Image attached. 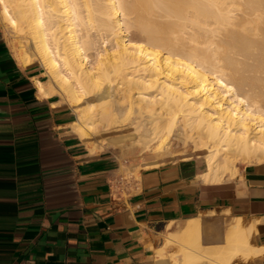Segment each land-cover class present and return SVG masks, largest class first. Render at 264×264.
Returning <instances> with one entry per match:
<instances>
[{"label": "bare ground", "instance_id": "obj_1", "mask_svg": "<svg viewBox=\"0 0 264 264\" xmlns=\"http://www.w3.org/2000/svg\"><path fill=\"white\" fill-rule=\"evenodd\" d=\"M0 13L22 38L18 60L46 74L40 93L79 106L82 133L128 123L115 106L128 98L168 116L150 132L159 148L180 121L193 153L204 152V181L264 161V0H0ZM207 227L206 217L190 220L181 238L197 245L184 258L233 264L264 250L242 217L219 239H204Z\"/></svg>", "mask_w": 264, "mask_h": 264}, {"label": "crops", "instance_id": "obj_2", "mask_svg": "<svg viewBox=\"0 0 264 264\" xmlns=\"http://www.w3.org/2000/svg\"><path fill=\"white\" fill-rule=\"evenodd\" d=\"M36 78L46 74L18 60L0 13V264H212L184 258L197 217L204 239L253 222L264 248V161L221 182L192 158L145 165L97 134L111 129L82 133L79 106L42 95ZM233 264H264V250Z\"/></svg>", "mask_w": 264, "mask_h": 264}, {"label": "rangeland", "instance_id": "obj_3", "mask_svg": "<svg viewBox=\"0 0 264 264\" xmlns=\"http://www.w3.org/2000/svg\"><path fill=\"white\" fill-rule=\"evenodd\" d=\"M5 30L8 35V38L12 44V46H19L22 38L15 34V31L7 26L5 23ZM14 36V37H13ZM18 42V44H17ZM118 92V91H117ZM117 96H120V93H116ZM138 103V104H136ZM131 109V105L129 99L122 98L119 101L115 102V106L124 115V117H128L126 124L122 125L117 129H111L110 131L106 132H99V135H108L110 139L114 140L118 145H124L127 147L131 153L135 154L136 156L140 157L141 163L147 165L154 162L160 163L162 162H171L173 160L179 161L182 160L183 154L192 153L193 160H196L200 166V160L203 159V153H193V146L194 142L191 138H185V132L183 126L181 125L180 121L177 123L174 133L167 139L166 143L163 144L162 147L159 148L156 142L158 143V139L150 140L151 139V129L153 128V124L155 121V116L158 114H162V110L159 108V104H151L149 106H140L141 103L136 102ZM158 106V107H157ZM142 107V108H141ZM149 108V110L147 109ZM131 109V111H130ZM151 110V111H150ZM154 113V114H153ZM167 115L162 114L160 116L161 120L165 122ZM168 117V116H167ZM166 119V120H165ZM126 125V126H125ZM122 128V129H121ZM189 138V139H188ZM186 140V142H185ZM190 141V142H189ZM184 143H186L184 145ZM156 146V147H155ZM153 147V149H152ZM164 147V148H163ZM182 149V151H181ZM154 154V155H153ZM197 155V156H196ZM146 159V160H145ZM247 163L245 162H238V167L234 174L240 171V167L245 166ZM239 169V170H238ZM233 174V175H234Z\"/></svg>", "mask_w": 264, "mask_h": 264}]
</instances>
